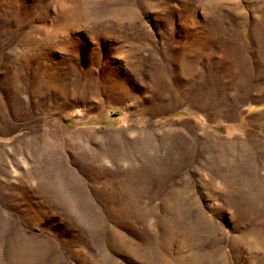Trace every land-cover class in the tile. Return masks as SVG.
I'll list each match as a JSON object with an SVG mask.
<instances>
[{
    "label": "rangeland",
    "instance_id": "374dc122",
    "mask_svg": "<svg viewBox=\"0 0 264 264\" xmlns=\"http://www.w3.org/2000/svg\"><path fill=\"white\" fill-rule=\"evenodd\" d=\"M0 264H264V0H0Z\"/></svg>",
    "mask_w": 264,
    "mask_h": 264
}]
</instances>
